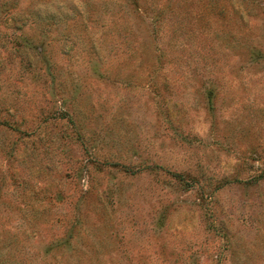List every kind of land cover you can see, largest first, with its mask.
Returning <instances> with one entry per match:
<instances>
[{"label":"rangeland","instance_id":"obj_1","mask_svg":"<svg viewBox=\"0 0 264 264\" xmlns=\"http://www.w3.org/2000/svg\"><path fill=\"white\" fill-rule=\"evenodd\" d=\"M0 264H264V0H0Z\"/></svg>","mask_w":264,"mask_h":264}]
</instances>
